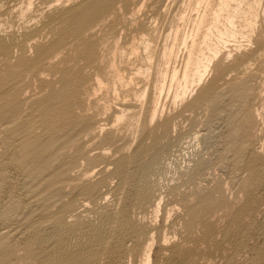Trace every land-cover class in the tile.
I'll use <instances>...</instances> for the list:
<instances>
[{
	"label": "rangeland",
	"instance_id": "1",
	"mask_svg": "<svg viewBox=\"0 0 264 264\" xmlns=\"http://www.w3.org/2000/svg\"><path fill=\"white\" fill-rule=\"evenodd\" d=\"M92 1L0 0V264H264V0L185 98L189 0Z\"/></svg>",
	"mask_w": 264,
	"mask_h": 264
},
{
	"label": "bare ground",
	"instance_id": "2",
	"mask_svg": "<svg viewBox=\"0 0 264 264\" xmlns=\"http://www.w3.org/2000/svg\"><path fill=\"white\" fill-rule=\"evenodd\" d=\"M95 1L91 7H86V11L83 13V15H80L79 21L82 22L81 25V29L82 28H86V26L88 24H90L91 22H93L94 20H96L97 18L105 15L106 13H108L110 11V9L113 7L114 5V1L115 0H93ZM92 1V2H93ZM137 2V1H136ZM133 3V2H132ZM126 6V5H125ZM257 7H260V1L258 0H189L188 2H186L185 5V11H183V13L180 15V21L183 24H191L192 26V30L189 33H184V30H182V28H177L173 33L171 31V45L165 47L164 51V58H166L169 62V60L171 59H175L176 57V50H178L177 48L180 46H183L186 48L187 50V56H186V62H185V68L183 69L182 72H177L174 71L173 72V76L171 78V80H173V82H177V86L176 89H178V91L176 92L177 94L176 97L177 98H185L186 95L189 93V91L195 87L198 86L199 83L202 82V80L204 79V77L206 78V74L208 72V70L210 69L211 64L214 62V60L218 57V55H220V53L224 50V48L228 45V44H232L234 43H239V40H243V39H248L251 36L256 25H257V21H258V10ZM117 8V7H116ZM124 8V7H123ZM129 8V7H128ZM131 8V7H130ZM141 10L143 7H140ZM137 8V9H140ZM116 10V9H115ZM123 10V9H122ZM132 10V9H131ZM136 10V7H135ZM164 10V8H163ZM134 11V10H133ZM139 13L140 14V10H136L133 12L134 13ZM167 12V11H166ZM64 14V13H63ZM116 14V12H115ZM124 14V13H123ZM106 16V15H105ZM108 16V15H107ZM115 16V15H114ZM118 16V15H117ZM124 16V15H123ZM126 16V15H125ZM136 16V15H135ZM163 16V15H162ZM193 16H195V18H193ZM62 19V18H61ZM102 19V18H101ZM105 19V18H104ZM58 20V19H57ZM99 20V19H98ZM109 20V19H107ZM123 21V20H122ZM100 22V20H99ZM105 22V21H104ZM113 22V20H112ZM180 22V23H181ZM97 23V21H95V24ZM102 23V22H101ZM179 23V22H178ZM179 23V24H180ZM99 24V23H98ZM130 24V23H129ZM92 25V24H90ZM104 25V24H103ZM182 26V25H181ZM185 26V25H184ZM41 30V29H40ZM187 30V29H186ZM185 30V31H186ZM114 32V31H113ZM155 32V31H154ZM150 33V32H149ZM170 33V32H169ZM256 33V32H255ZM36 34V33H35ZM22 35V34H21ZM170 35V34H169ZM253 35V34H252ZM132 36V35H131ZM254 37V36H253ZM144 38V37H143ZM154 38V37H153ZM159 39V37H158ZM170 39V37H169ZM22 40V39H21ZM119 40V39H118ZM155 40V38H154ZM247 40V41H248ZM1 41V39H0ZM11 41V40H10ZM8 40H3L1 41V46L4 48L6 46H9V43H12ZM135 43V42H134ZM143 43V42H142ZM153 39H145L144 38V53L147 55V60L151 61L153 59V53H152V49H153ZM158 43V41H157ZM13 44V43H12ZM95 44V43H94ZM116 44V43H115ZM230 44V45H231ZM248 44V43H247ZM250 44V43H249ZM11 45V44H10ZM34 45V44H33ZM235 45V44H234ZM244 45V44H242ZM139 46V45H138ZM137 46V47H138ZM229 46V45H228ZM240 46V45H239ZM245 46V45H244ZM1 47V48H2ZM132 47V46H131ZM140 47V46H139ZM236 47V46H234ZM118 48V47H117ZM8 49V48H7ZM11 49V48H10ZM80 49V48H79ZM95 49V48H94ZM98 49V48H97ZM155 49V48H154ZM153 49V52H154ZM242 49V47L240 48ZM240 49L237 48V50L239 51ZM29 50V49H28ZM96 50V49H95ZM106 50V49H105ZM179 51V50H178ZM110 52V51H109ZM139 50L134 46L132 48V52L131 54L133 55V57L137 56ZM89 53V52H88ZM113 57H111V68L113 69V75H114V82L115 80L118 82H122V77L120 72L116 69V57H120L122 51L118 49H115V51L112 52ZM155 53V52H154ZM94 54V53H93ZM105 54V53H104ZM125 54V53H124ZM144 54V55H145ZM108 55V54H107ZM42 56V55H41ZM88 56V55H87ZM129 56V55H128ZM127 56V57H128ZM221 56V55H220ZM229 56V55H228ZM59 57V56H58ZM130 57V56H129ZM132 57V56H131ZM134 57V58H135ZM138 57V56H137ZM136 57V58H137ZM80 58V57H79ZM110 58V57H109ZM146 58V57H145ZM119 59V58H118ZM130 59V58H129ZM54 60V59H53ZM84 60V59H83ZM125 60V59H124ZM165 60V59H164ZM153 61V60H152ZM151 61V62H152ZM36 62V61H35ZM171 62V61H170ZM176 62V61H175ZM119 63V60L118 62ZM134 63V62H133ZM132 63V64H133ZM147 63V61H146ZM165 63H167V61L165 60ZM103 64V63H102ZM148 64V63H147ZM170 64V63H169ZM125 65V64H124ZM160 65V64H159ZM168 66V64H166ZM85 66V65H84ZM87 66V65H86ZM86 68V67H85ZM109 68V67H108ZM110 68V70H111ZM134 68V67H133ZM147 68V67H146ZM145 68V69H146ZM164 68V67H163ZM165 69V68H164ZM83 70V69H82ZM148 70V68H147ZM149 71V70H148ZM162 72V71H161ZM166 72H168L166 70ZM112 73V72H111ZM141 73V72H140ZM144 73H146L144 71ZM92 74V73H91ZM142 74V73H141ZM140 74V75H141ZM148 74V72L146 73ZM145 74V75H146ZM33 75V74H32ZM162 75V74H161ZM179 75H182L181 79L179 77ZM112 76V75H111ZM157 76V75H156ZM167 74L163 77H166ZM171 76V75H170ZM113 77V76H112ZM136 77V76H135ZM162 77V76H161ZM168 77V76H167ZM142 78V76H141ZM228 78V77H227ZM98 79V78H96ZM162 79V78H161ZM160 79V81H162ZM34 80V79H33ZM164 80V79H163ZM170 80V82H172ZM48 81V80H47ZM100 82V80H98ZM165 81V80H164ZM167 81V79H166ZM82 82V81H81ZM124 82V80H123ZM132 82V80H131ZM225 82V81H224ZM48 83V82H47ZM112 83V84H113ZM129 83V82H128ZM136 83V82H135ZM165 83V82H164ZM163 83V85H164ZM100 84L98 82H96V86ZM103 84V83H102ZM101 84V85H102ZM122 84V83H121ZM127 84V83H126ZM131 84V83H130ZM156 84V83H155ZM162 84V83H161ZM159 83V85H161ZM114 85V84H113ZM112 85V87L114 88V86ZM118 85V84H117ZM122 85H125L124 83ZM129 85V84H128ZM163 85H162V89H163ZM15 86V85H14ZM116 86V85H115ZM175 86V85H174ZM123 87V86H122ZM126 87V85H125ZM147 87V86H146ZM178 87V88H177ZM11 88V87H10ZM214 88V87H213ZM102 89V88H101ZM115 89V88H114ZM113 89V91H114ZM128 89V88H127ZM159 90L161 88H158ZM161 89V90H162ZM170 89V88H169ZM208 89V88H207ZM116 90V89H115ZM126 90V89H125ZM157 90V89H156ZM194 90V89H193ZM211 90V89H210ZM17 91V90H16ZM147 91V90H146ZM163 91V90H162ZM160 91V92H162ZM174 91V90H173ZM212 91V90H211ZM158 91V93H160ZM115 93V92H114ZM117 93V92H116ZM115 93V94H116ZM144 93V92H143ZM203 93V92H202ZM5 94V93H4ZM108 94V93H107ZM136 95V94H135ZM161 96V94H159ZM158 95V96H159ZM2 96V95H1ZM58 96V95H57ZM145 96V95H144ZM204 98L207 97L205 95H203ZM212 96V95H211ZM175 97V98H176ZM1 98V97H0ZM84 98V97H83ZM143 98V97H142ZM203 98V100H204ZM124 99V98H123ZM138 99V96L137 98ZM140 99V98H139ZM159 99V98H158ZM202 99V97L200 98ZM143 100L144 99H140ZM198 100V99H197ZM16 101V100H15ZM140 102V101H138ZM156 103V101L154 102ZM159 103V102H157ZM80 104V103H79ZM88 104V103H87ZM85 106V105H84ZM88 107V106H87ZM143 107V106H142ZM83 108V107H82ZM154 109V107H153ZM157 109V108H156ZM74 110V109H73ZM155 110V109H154ZM76 111V110H75ZM104 111V110H103ZM156 111V110H155ZM127 112V111H126ZM152 113V112H151ZM67 114V113H66ZM91 114V113H90ZM140 114V113H139ZM133 115V114H132ZM151 115V114H150ZM155 113L152 114V117H154ZM157 115V114H156ZM82 116V115H81ZM92 116V115H91ZM116 116V115H115ZM135 116V114L133 115ZM132 116V118H133ZM137 116V115H136ZM117 117V122H126V118L127 115L125 114V112H121L119 113ZM115 117V118H116ZM156 117V116H155ZM137 118V117H135ZM155 119V118H154ZM152 120V119H149ZM133 121V120H132ZM135 122V121H134ZM79 123V122H78ZM115 125V124H114ZM121 125V124H120ZM124 125V124H123ZM122 126V125H121ZM133 128V125L131 126ZM109 128V127H108ZM84 129V128H83ZM102 129V128H101ZM73 131V129H72ZM137 131V130H136ZM104 132V131H103ZM39 133V132H38ZM136 135V134H135ZM47 140V139H46ZM44 145V144H43ZM40 148V147H37ZM36 150V149H35ZM60 153V152H59ZM54 156V154H53ZM53 158V157H52ZM44 161V160H43ZM47 162V161H46ZM44 164V163H43ZM51 165V164H50ZM154 168V167H153ZM263 172V171H262ZM64 174V173H63ZM140 177V176H139ZM142 182V181H141ZM143 192L144 194H148L149 192V185L147 184L146 181H144L143 179V186H142ZM141 189V190H142ZM46 191V190H45ZM165 193V192H164ZM139 196V194H138ZM152 197V196H150ZM152 199V198H151ZM84 205V204H83ZM85 221V220H84ZM125 222V221H124ZM73 224V223H72ZM124 225V224H123ZM45 228V227H44ZM62 230V229H61ZM76 230V229H75ZM60 232V230H59ZM75 232V231H74ZM68 235H71V233L69 232ZM41 236V235H40ZM65 237V236H64ZM104 238V237H103ZM124 238V237H123ZM29 239V238H28ZM78 239V238H77ZM58 240V239H57ZM83 244V243H82ZM151 246V245H149ZM78 247V246H77ZM92 253L94 252V250H91ZM90 251V252H91ZM62 252V251H61ZM61 258L62 260H69V258H67L68 253H61ZM89 252V253H90ZM150 252H151V248L149 247V250L146 253V260H145V264H149L151 257H150ZM84 254V253H83ZM91 254V253H90ZM95 252L92 254L94 256ZM59 255V256H60ZM87 255V254H86ZM86 255L84 258H86ZM91 255V258H92ZM56 256V255H55ZM83 256V255H82ZM53 257V256H52ZM50 258V257H48ZM53 259V258H52ZM90 259V258H88ZM50 260V259H49ZM86 260V259H83ZM59 261V260H58ZM75 261V260H74ZM46 262V261H44ZM56 262V261H55ZM65 262V261H64ZM72 262V261H71ZM70 262V263H71ZM85 264H90L92 261L88 260V261H83ZM82 262V263H83ZM52 263V262H50ZM68 263V262H67ZM66 264V263H64ZM93 264V263H92Z\"/></svg>",
	"mask_w": 264,
	"mask_h": 264
}]
</instances>
